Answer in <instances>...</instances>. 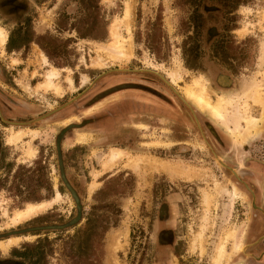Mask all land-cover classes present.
Listing matches in <instances>:
<instances>
[{"label":"rangeland","instance_id":"1","mask_svg":"<svg viewBox=\"0 0 264 264\" xmlns=\"http://www.w3.org/2000/svg\"><path fill=\"white\" fill-rule=\"evenodd\" d=\"M28 1L21 22L0 20V115L34 128L0 121V255L39 240L49 264H160L153 240L167 200L203 264L233 230L219 263L231 264L264 189V0ZM115 22L127 58L98 52ZM51 68L59 91L42 85ZM201 87L198 105L189 93ZM220 100L248 108L257 124H242L245 137L213 115ZM37 202L46 210L13 222Z\"/></svg>","mask_w":264,"mask_h":264},{"label":"flooded vegetation","instance_id":"2","mask_svg":"<svg viewBox=\"0 0 264 264\" xmlns=\"http://www.w3.org/2000/svg\"><path fill=\"white\" fill-rule=\"evenodd\" d=\"M28 2H29L28 0H0V20H3L4 22L12 21L18 24V22L22 21L21 19L23 18V16L25 15L27 11ZM8 40H9V35L7 36V40L4 46L7 45ZM15 48L17 47H13V49ZM24 48L25 47L23 46V49ZM219 79L222 83L226 82L225 76H220ZM121 83H124V82H121ZM129 83H132L133 85L132 88H138L139 90H143V91L150 90L146 84H141L139 82H129ZM121 89L119 88L115 89L114 92H117V90H121ZM80 90H83V86L80 87ZM97 100L99 99H96L95 102H97ZM80 116L83 117V109L81 110ZM0 121L8 123V124H12V125L13 124L18 125V126L22 125L23 127H20V128H24V129H34L31 127L33 126L31 117L13 121L12 119L10 120L5 119L0 115ZM69 125H72V122H70L69 124H66L64 127H67ZM133 126H136V125L134 124ZM212 132H215V130H212ZM187 142L186 140H182V141H176L175 143L174 142L172 143L174 145H178L179 143L187 144ZM262 171L264 170L257 169V175L259 174L258 181L260 180V178H262V181L264 180V173ZM61 178L64 181L65 186L68 185L75 194V196H73L72 192L69 190L72 195L73 201L76 204L75 212H74V215L71 217V219L73 218L79 219L80 218L79 217V214H80L79 213L80 212L79 211V208H80L79 194L76 192L74 187L67 181L63 173H61ZM173 185L176 186L175 184ZM261 192L264 195V189L262 190L258 189L257 191H255L257 199L259 200L258 201L259 206H258V209L253 210V213H252L253 215L251 217V220L249 221L248 229L246 226V233H245L246 236L244 238L245 240L242 239L243 246H244L243 250L240 251L238 254L232 256L231 264H234V263L235 264H251L253 261H256V258L258 257V252L261 250L259 249V247H262L264 245V236L258 242H256V240L261 235L264 234V216H263L264 214L261 213V209H260L261 207L264 210V204L260 203V198L262 196ZM166 201L167 200H164L161 202L158 223L155 229V235H154V240H153L155 244L154 250L155 248L159 249L158 251L159 260L157 262H159L160 264H175L172 260L176 259V264H203L201 263V261L203 260V257L199 255V250L197 249L194 252H190L188 248L183 244V242H181L182 240L180 236L176 235L175 229H177L178 226L177 224L174 225L172 223L173 219L171 216V207H170V204H168ZM42 223L44 224L45 221H43ZM36 225H39V224H36ZM38 244H39V240H36L35 245L23 246L20 248L19 252L12 253L11 255L7 254L6 256L0 255V264H49V261H47V258L50 257V254L48 253V249L45 246L39 247ZM144 245H145V242H143V249H144Z\"/></svg>","mask_w":264,"mask_h":264},{"label":"bare ground","instance_id":"3","mask_svg":"<svg viewBox=\"0 0 264 264\" xmlns=\"http://www.w3.org/2000/svg\"><path fill=\"white\" fill-rule=\"evenodd\" d=\"M129 13H130V8L128 6L126 8V11H125V16H124L125 20H127V18L129 17ZM117 25H118V23L115 22L113 24V26L111 27V30H110V33L114 39L113 42L110 44H107V45L106 44H98L97 49H98V52L105 53L106 55H108L112 58H115V57L127 58L129 55V51L124 46L125 40L123 39V37L121 35L120 27ZM126 28L128 29V27H126ZM4 38H5L4 33L0 30V41L2 42L4 40ZM58 75H59L58 70L55 68H51V70L47 73L46 79L42 85L45 87L54 88L56 91H59L60 90L59 84L54 83V79H56L58 77ZM68 80L71 83V79L68 78ZM189 95H191L194 98L195 102L198 105H201L202 102H206L203 87H201V89L198 90V92L190 90ZM251 95H254L253 91H251ZM257 100H259V99H256V101ZM261 101L263 102V100H261ZM227 104L230 105V107H233V110L228 112ZM212 111H213V115L222 124L229 126L231 128V130L234 132V134L239 138H243L247 135V132H246V130L242 124H245L246 129H249L252 125L257 124L256 120H254V118L250 116L248 108L246 106L244 107L243 110H241L238 103L236 104L232 101L220 100L218 102V104L212 108ZM11 143H13V142L11 141ZM121 155H122L121 151H117L115 154L112 155V159L116 158V157L119 158V157H121ZM140 162H144V159L143 160H141V159L133 160L134 167H138ZM220 189H221L220 185L218 183H215L214 193L211 192L210 194L204 195L205 196V202L207 203V205H209L211 200L215 199V197H216V195ZM45 208H46V204L44 202H37V203L28 204L25 208L17 211L13 222H19L25 218H29L30 216H33L37 213H40V211H42ZM233 236H234L233 230H229L225 236V241H227V239H229V238H233ZM225 241L220 243L218 248H217V255L215 258V264H219L223 259H226L225 258V256H226L225 255ZM113 256H114V254H113Z\"/></svg>","mask_w":264,"mask_h":264},{"label":"crops","instance_id":"4","mask_svg":"<svg viewBox=\"0 0 264 264\" xmlns=\"http://www.w3.org/2000/svg\"><path fill=\"white\" fill-rule=\"evenodd\" d=\"M260 209H261V213L264 214V210L261 207H260ZM263 236H264V234L261 235L256 240V242H258ZM259 249H261V250L258 252V257L256 258V261H253L251 264H264V245L262 247H259Z\"/></svg>","mask_w":264,"mask_h":264},{"label":"water","instance_id":"5","mask_svg":"<svg viewBox=\"0 0 264 264\" xmlns=\"http://www.w3.org/2000/svg\"><path fill=\"white\" fill-rule=\"evenodd\" d=\"M67 187L69 188V190L72 192L73 196H75L73 190L67 185ZM76 198V197H75Z\"/></svg>","mask_w":264,"mask_h":264},{"label":"trees","instance_id":"6","mask_svg":"<svg viewBox=\"0 0 264 264\" xmlns=\"http://www.w3.org/2000/svg\"><path fill=\"white\" fill-rule=\"evenodd\" d=\"M239 0H232V3L237 4Z\"/></svg>","mask_w":264,"mask_h":264}]
</instances>
